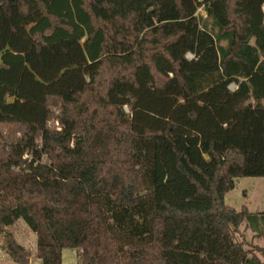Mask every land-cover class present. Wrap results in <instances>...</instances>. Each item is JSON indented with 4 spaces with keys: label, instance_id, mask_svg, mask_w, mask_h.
<instances>
[{
    "label": "trees",
    "instance_id": "obj_1",
    "mask_svg": "<svg viewBox=\"0 0 264 264\" xmlns=\"http://www.w3.org/2000/svg\"><path fill=\"white\" fill-rule=\"evenodd\" d=\"M197 9L1 2L0 232L17 264L20 219L42 264L64 248L78 264H263L240 239L258 214L225 194L264 177V0Z\"/></svg>",
    "mask_w": 264,
    "mask_h": 264
},
{
    "label": "rangeland",
    "instance_id": "obj_2",
    "mask_svg": "<svg viewBox=\"0 0 264 264\" xmlns=\"http://www.w3.org/2000/svg\"><path fill=\"white\" fill-rule=\"evenodd\" d=\"M208 1L210 0H196L199 16L206 18L205 5ZM231 88L235 89L236 84H231ZM225 202L237 211H242L246 207L250 212L258 214V221L252 223L253 225H247V219L241 223L240 239H244L246 246L255 250L264 264V251L254 248L257 246L264 249V177L235 178V187L225 194ZM7 230L12 232L17 241L30 251L29 264H42V260L36 256V234L30 230L23 219L7 227ZM3 243L4 234L0 232V264H17L6 251ZM62 264H78V253L75 248L63 249Z\"/></svg>",
    "mask_w": 264,
    "mask_h": 264
},
{
    "label": "built area",
    "instance_id": "obj_3",
    "mask_svg": "<svg viewBox=\"0 0 264 264\" xmlns=\"http://www.w3.org/2000/svg\"><path fill=\"white\" fill-rule=\"evenodd\" d=\"M189 56H191V57H192V54H189Z\"/></svg>",
    "mask_w": 264,
    "mask_h": 264
},
{
    "label": "water",
    "instance_id": "obj_4",
    "mask_svg": "<svg viewBox=\"0 0 264 264\" xmlns=\"http://www.w3.org/2000/svg\"><path fill=\"white\" fill-rule=\"evenodd\" d=\"M2 1H3V0H0V4H1Z\"/></svg>",
    "mask_w": 264,
    "mask_h": 264
}]
</instances>
